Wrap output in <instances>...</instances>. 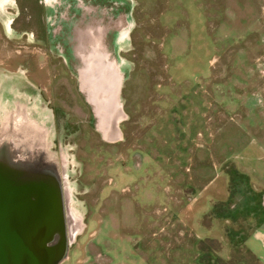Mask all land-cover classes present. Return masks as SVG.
<instances>
[{
	"label": "rangeland",
	"instance_id": "374dc122",
	"mask_svg": "<svg viewBox=\"0 0 264 264\" xmlns=\"http://www.w3.org/2000/svg\"><path fill=\"white\" fill-rule=\"evenodd\" d=\"M32 6L0 4V121L17 113L46 122L52 110L71 125L88 120L86 109L62 103L79 100L62 94L79 64L71 49L74 73L64 72L69 27L113 26L122 77L119 143L91 128L68 138L46 127L68 227L60 264H263L264 0ZM16 8L30 25L44 22L54 42L42 49L29 33L20 43L7 27ZM92 41L77 46L89 50Z\"/></svg>",
	"mask_w": 264,
	"mask_h": 264
},
{
	"label": "flooded vegetation",
	"instance_id": "af4514ba",
	"mask_svg": "<svg viewBox=\"0 0 264 264\" xmlns=\"http://www.w3.org/2000/svg\"><path fill=\"white\" fill-rule=\"evenodd\" d=\"M8 1L9 0H0V3H7ZM31 1L33 4V11H39L43 0L42 2L40 0ZM22 8L24 11H27L24 6ZM21 12L22 11L16 8L15 13L17 16H15V19H13L14 21H11L8 25L9 28L12 27L14 33L22 35L15 36V38L19 39L21 41L20 43H23L22 39L24 38V41L26 42L27 39H25V37L28 36V34L30 33V35L35 37V43L42 49H46V44H48V41H50V43L52 44L54 42V39L53 37H50V39H48L47 35L49 31L46 30L44 22H41V26H36V24L34 23L30 25L29 17H26L25 15L22 16ZM24 25L33 27H30L28 30H22L21 28ZM112 27L113 26L106 27L105 33L101 31L98 27L95 29L90 28L87 31L75 29V27L73 29L69 27L68 29H70L71 34L67 37V40L62 37L63 50L66 48V51H64L63 54V61L65 66H67V68L64 69V72L67 74V76L70 77V75L72 76V72L74 73V64H71L72 69L70 67V57L72 56L71 49L75 51V53H73V56L77 57V59L79 60V64H77L75 68V85L71 86L65 84L62 87V94L64 95V97H73L74 99L77 98L79 99L78 104L72 106V104H70L71 101H66L65 99L62 102L63 107L75 108V111L77 108V111L83 115H86V112L84 111V109H86L88 113V120L82 118L78 122H74V124L71 125L69 122V115H64L65 118L63 116V118H61L59 114L55 113V110H52L51 118L46 122H43L42 119L39 120L37 118L33 119L34 121L29 120L28 118H24V116L20 117V115H17V113L15 116L8 117V120L5 119L3 121H0V129L2 128L3 123L6 124L5 129H2L3 133L0 137L3 142L7 144V146L5 147V152L0 153V191L2 190L4 192L9 190V192H15L20 197L24 195V198L27 197L32 202H35L39 200V193L41 196H44L49 193L51 188H53L55 178L57 176L56 173H58L59 175L60 169L59 164H57V162L55 164L54 162L45 160V156L50 154L53 157L54 154L52 151L54 146L49 141L50 134L49 129L46 128L47 126L50 127L52 130L55 126H57L58 130L63 131L64 137L68 138L72 135L77 136L82 134V136H84L85 133L80 131L81 128L82 130L83 128H91L100 134L102 140L106 141L102 133H100V131L97 129L98 125L102 121V116H95L94 109L88 102L91 95L89 96L81 90L79 75L81 73L84 76L85 87L91 89L89 91L95 92V97L99 106H105L107 108L113 109L118 108L119 105H121L119 101V94L122 77L120 73V66L118 65L115 57L116 49L114 48L117 40V31H113ZM109 35H111V44H106L105 42L103 43V38L107 39ZM90 40L93 41L90 44L89 50H86L85 48L83 50L81 47H78L83 41ZM46 91L49 92L48 90ZM46 103V105H50V107L54 109L55 105L53 106V102L46 101ZM79 104H82L83 108ZM77 111L74 113H77ZM14 120L22 121V123L25 125L26 122H34L38 126L42 127L43 132H45L44 137H42L43 141L40 142V144L38 142L34 144L29 149L28 157L25 159H20L18 157V153L20 151L18 147L19 137L14 138L12 136L11 125L14 123ZM124 120L125 116L123 113L119 115V113L111 112V116L107 118V124L112 127L114 123H121ZM26 128L28 129V131L31 130L30 127L27 125ZM113 136L114 135H111L109 136V138L114 141L115 138ZM113 141H107V143ZM113 143H119V140ZM44 144L47 145V148H45ZM0 147H2V143L0 144ZM53 159L55 160L54 157ZM61 193L63 194L62 188ZM64 226L67 238L68 227L65 213Z\"/></svg>",
	"mask_w": 264,
	"mask_h": 264
},
{
	"label": "water",
	"instance_id": "95a60500",
	"mask_svg": "<svg viewBox=\"0 0 264 264\" xmlns=\"http://www.w3.org/2000/svg\"><path fill=\"white\" fill-rule=\"evenodd\" d=\"M117 133L114 141L119 138ZM67 250L57 177L49 193H39L35 202L9 190L0 191V264H60Z\"/></svg>",
	"mask_w": 264,
	"mask_h": 264
},
{
	"label": "bare ground",
	"instance_id": "6f19581e",
	"mask_svg": "<svg viewBox=\"0 0 264 264\" xmlns=\"http://www.w3.org/2000/svg\"><path fill=\"white\" fill-rule=\"evenodd\" d=\"M80 78V83H81V90L88 94L89 96L91 95V97L89 98L88 102L90 103V105L93 107L94 109V113L95 116H102V121L101 123L98 125V130L100 131V133H102V135L104 136V138L106 139V141H113L111 140V138H109V136L111 135H115V131H117V124H119V122L114 123V125L112 127H110V125L107 124V118L109 116H111V112L113 113H119L122 114V110H121V105H119L118 108H107L105 106H99L97 104V99L95 97V92L94 91H89L91 89H88L85 87V82H84V76L80 73L79 75ZM26 125L30 127V131H28V129L26 128ZM26 125L22 123V121L19 120H14V123L11 125L12 127V136L15 137H19L18 138V147L20 149L19 151V158L20 159H25L28 157V152L29 149L36 144L37 142L40 144V142H42V137H44L45 132H43L42 127L38 126L36 123L34 122H26ZM6 127V124L3 123L2 124V128L0 129V136L2 135V129L4 130ZM115 130V131H114ZM118 134V133H117ZM14 141V139H13ZM2 143V147H0V153L1 152H5V147L7 146V144L5 142H3V140L0 137V144ZM45 145V148H47V145ZM1 158V155H0ZM45 160L46 161H50V162H54L56 164V160L53 159V157L48 154L47 156H45ZM57 174V178L59 180V175ZM67 254V253H66ZM66 254L63 257V260L66 256ZM62 260V261H63ZM61 261V262H62ZM60 262V263H61Z\"/></svg>",
	"mask_w": 264,
	"mask_h": 264
},
{
	"label": "crops",
	"instance_id": "0c3cea01",
	"mask_svg": "<svg viewBox=\"0 0 264 264\" xmlns=\"http://www.w3.org/2000/svg\"><path fill=\"white\" fill-rule=\"evenodd\" d=\"M1 4V3H0ZM8 27V26H7ZM1 76H2V72H1V70H0V86L2 85V84H4V82L2 83V80H1ZM217 220V223H218V220H220V219H216ZM221 221V220H220ZM212 223H213V221H212ZM217 223H215V226L217 225ZM217 227V226H216ZM211 230V229H210ZM251 237H254L253 235L251 236ZM250 237H248V238H245L244 239V246H242L243 248H246L247 247V245H246V243H247V240L249 239ZM238 248H240V247H238ZM260 264H262V262H260ZM264 264V263H263Z\"/></svg>",
	"mask_w": 264,
	"mask_h": 264
},
{
	"label": "trees",
	"instance_id": "16d2710c",
	"mask_svg": "<svg viewBox=\"0 0 264 264\" xmlns=\"http://www.w3.org/2000/svg\"><path fill=\"white\" fill-rule=\"evenodd\" d=\"M245 182H246V181H245ZM246 185H247V184H246ZM247 192H249V191H248V186H247ZM236 206H237V205H236ZM236 206H234V207H236ZM223 208H224V207H223ZM215 210H217V209H215ZM224 210H225V209H224ZM226 211H228V209H227ZM226 213H228V212H226ZM235 213H236V211H235ZM235 213H234V212H233V213L231 212L230 214H235ZM238 213H239V212H238ZM238 213H236V214H238ZM239 239H240V240H238L237 243H238V245H242V242H244V239H245V238L242 236V237H240Z\"/></svg>",
	"mask_w": 264,
	"mask_h": 264
}]
</instances>
